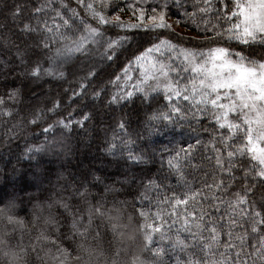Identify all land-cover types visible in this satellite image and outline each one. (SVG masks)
<instances>
[{
    "label": "snow or ice",
    "instance_id": "1",
    "mask_svg": "<svg viewBox=\"0 0 264 264\" xmlns=\"http://www.w3.org/2000/svg\"><path fill=\"white\" fill-rule=\"evenodd\" d=\"M75 3L0 19V264H264V0ZM185 124L209 140L157 150Z\"/></svg>",
    "mask_w": 264,
    "mask_h": 264
},
{
    "label": "trees",
    "instance_id": "2",
    "mask_svg": "<svg viewBox=\"0 0 264 264\" xmlns=\"http://www.w3.org/2000/svg\"><path fill=\"white\" fill-rule=\"evenodd\" d=\"M64 3L68 4L69 8H76L77 5L75 3V0H63ZM188 4L191 5L193 3V0H187ZM5 3L9 6H11L14 3V0H0V19H3V13L7 11V9L5 8ZM60 0H57V6H59ZM229 3V11L231 10L232 7V3L231 0H228ZM222 7V6H221ZM193 9L191 7H188V11L191 12ZM82 11V10H81ZM49 15H53V13H49ZM122 17L124 20H129L131 18V13L128 11H125L124 13H122ZM177 17L175 15L170 16V20H176ZM209 19H212V22L215 23V18L214 17H209ZM182 29H184V31H177L178 33H180L181 35H193L194 33L192 32V30L190 28H186L183 26H179ZM123 34V33H122ZM165 35H167V32L164 33ZM154 33H148L147 35L143 34L142 30L138 31V35H137V40L139 41V47H137V44H133L132 48L129 49L128 53H126L125 55H122L120 57V66L123 67V64L127 63V59L125 58V56H127L128 59L131 58L132 55L134 54H138V51H142L143 48L148 47L149 46V42H155V40L153 39L154 37ZM174 39V38H173ZM212 45H204L202 47H211ZM79 63V61H77V64ZM112 68H115V65L112 66ZM112 68H109L108 71H112ZM116 71H119V68H116ZM138 75V73H137ZM74 81V77L73 75L70 73L68 76V79L66 81L63 82H56V81H52L50 83H46L49 87H51V91H49V95L48 97H44L48 100V107L52 106V103H54L56 100H60L61 102V109L58 110L60 115H67L68 112H71L73 109L77 108L78 104L80 103V101H77L76 103H73L69 97L72 96V91L78 90V86L73 82ZM65 89H67V92H65ZM43 99V98H42ZM85 111H87V109H85ZM58 116L53 115L51 116V119H49V123H51L53 120L57 119ZM80 118V113H77L76 115L73 116V119H79ZM205 126H207V121L204 122ZM91 125H92V121H89L88 124L85 125V129L87 130L86 135L85 134H81V138L82 139H87V138H93V140L95 141V137L93 135V132L91 131ZM44 125H42L43 127ZM101 138H102V134ZM108 135H111V132L108 133ZM199 138L202 139L203 141L207 142L209 140V136L206 134H201L200 136H196L195 133H193L191 131V129L188 128V126L185 124L182 127H177L174 131L168 132L167 135L164 136H159L156 138V144H157V150L159 151L160 148L162 146H167L169 149H173V148H178V147H184L187 145V143H195V139ZM21 146H23V141L21 140ZM101 147L103 145H100ZM94 153H95V148H94ZM203 154V149H201L200 152L197 153V162H199V158L200 156ZM102 159V158H101ZM167 159V155H165V160ZM97 163H99V161H97ZM106 163V162H105ZM157 167H159V162L157 163ZM109 170H111V166H108ZM193 175H195L196 179L199 180V177L203 175L202 172L200 173H195L192 174L190 172L189 174V179H192ZM170 183H172L173 185L176 183L175 178H173ZM131 199V198H129ZM145 207V209H147L149 206L147 204L143 205ZM141 205L139 203L135 204L134 208L138 209L140 208ZM130 210H134V209H130ZM152 211H156L155 207H152ZM169 223H171V221H169ZM181 224L178 222L176 223L173 228L172 231L175 232L176 229L180 228ZM184 235V234H182ZM226 239V237H225ZM243 259V257H242Z\"/></svg>",
    "mask_w": 264,
    "mask_h": 264
},
{
    "label": "rangeland",
    "instance_id": "3",
    "mask_svg": "<svg viewBox=\"0 0 264 264\" xmlns=\"http://www.w3.org/2000/svg\"><path fill=\"white\" fill-rule=\"evenodd\" d=\"M173 20H170L169 19V22H172ZM174 27H175V30H177V31H179V32H181V31H184V29H182L181 27H179V26H175L174 25ZM42 89L44 90V93H45V97H48V95H49V91H51L50 89H51V87H49L47 84H43L42 85ZM94 150V149H93ZM94 152V151H93Z\"/></svg>",
    "mask_w": 264,
    "mask_h": 264
}]
</instances>
